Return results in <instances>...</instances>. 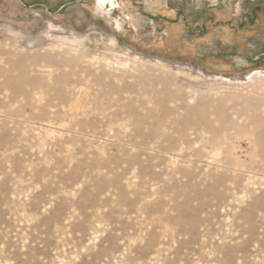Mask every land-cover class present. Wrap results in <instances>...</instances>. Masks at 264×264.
Masks as SVG:
<instances>
[{"label": "rangeland", "instance_id": "374dc122", "mask_svg": "<svg viewBox=\"0 0 264 264\" xmlns=\"http://www.w3.org/2000/svg\"><path fill=\"white\" fill-rule=\"evenodd\" d=\"M251 2L0 0V264H264Z\"/></svg>", "mask_w": 264, "mask_h": 264}, {"label": "crops", "instance_id": "0c3cea01", "mask_svg": "<svg viewBox=\"0 0 264 264\" xmlns=\"http://www.w3.org/2000/svg\"><path fill=\"white\" fill-rule=\"evenodd\" d=\"M252 2H251V4H252V6H253V4H254V6H255V10H253V8L250 10V19L251 20H253V21H255L257 18H256V16H257V11L259 10V8H261V7H264V6H262V5H264V0H251ZM261 6V7H259L258 9H257V6ZM46 9H48V8H46ZM259 25L257 24L256 25V29H258L257 31H256V33H259ZM255 29V30H256Z\"/></svg>", "mask_w": 264, "mask_h": 264}, {"label": "trees", "instance_id": "16d2710c", "mask_svg": "<svg viewBox=\"0 0 264 264\" xmlns=\"http://www.w3.org/2000/svg\"><path fill=\"white\" fill-rule=\"evenodd\" d=\"M46 8H49V7H46ZM50 9V11L53 9V8H49Z\"/></svg>", "mask_w": 264, "mask_h": 264}, {"label": "flooded vegetation", "instance_id": "af4514ba", "mask_svg": "<svg viewBox=\"0 0 264 264\" xmlns=\"http://www.w3.org/2000/svg\"><path fill=\"white\" fill-rule=\"evenodd\" d=\"M102 3V2H101ZM105 7H107V4L105 5Z\"/></svg>", "mask_w": 264, "mask_h": 264}, {"label": "bare ground", "instance_id": "6f19581e", "mask_svg": "<svg viewBox=\"0 0 264 264\" xmlns=\"http://www.w3.org/2000/svg\"><path fill=\"white\" fill-rule=\"evenodd\" d=\"M156 79V78H155ZM208 112V111H207ZM171 129V128H170ZM173 131V130H172Z\"/></svg>", "mask_w": 264, "mask_h": 264}]
</instances>
